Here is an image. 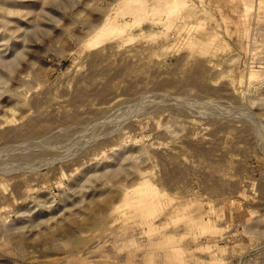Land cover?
Returning <instances> with one entry per match:
<instances>
[{
    "label": "rangeland",
    "instance_id": "1",
    "mask_svg": "<svg viewBox=\"0 0 264 264\" xmlns=\"http://www.w3.org/2000/svg\"><path fill=\"white\" fill-rule=\"evenodd\" d=\"M0 264H264V0H0Z\"/></svg>",
    "mask_w": 264,
    "mask_h": 264
}]
</instances>
